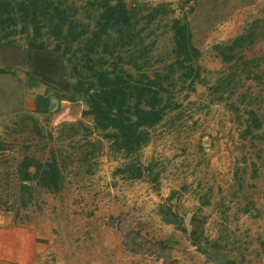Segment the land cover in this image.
<instances>
[{
  "label": "rangeland",
  "instance_id": "obj_1",
  "mask_svg": "<svg viewBox=\"0 0 264 264\" xmlns=\"http://www.w3.org/2000/svg\"><path fill=\"white\" fill-rule=\"evenodd\" d=\"M99 1L38 0L84 32L71 44L53 35L52 15L39 16L38 32L32 20L19 21L0 42V216L16 223L44 211L80 216L96 232L82 251L102 263L216 264L221 255L222 264H264V0H125L133 42L123 46L112 30L88 63ZM176 20L188 24L201 51L194 81L174 65ZM238 38L226 62L224 47ZM90 64L118 65L167 89L170 108L130 156L83 114ZM250 110L262 126L245 136ZM53 153L63 166L61 191L20 178L26 156L45 162ZM130 161L148 167L145 178L117 171Z\"/></svg>",
  "mask_w": 264,
  "mask_h": 264
},
{
  "label": "trees",
  "instance_id": "obj_2",
  "mask_svg": "<svg viewBox=\"0 0 264 264\" xmlns=\"http://www.w3.org/2000/svg\"><path fill=\"white\" fill-rule=\"evenodd\" d=\"M98 3L102 5L103 10L97 22V29L94 30L90 39L87 54H85L88 63L93 62L89 53L95 52L96 47L107 44L103 41V37H111L110 32L112 30L121 35L119 38L123 46L133 42L130 37L134 30L132 17L125 0H118L115 4H112L110 0H103ZM47 9L49 7H41L38 0H0V42L16 33L15 27L19 21L26 24L27 21L32 20L35 23V30L38 32L40 30V26H37L39 16L48 17L52 15ZM53 13L49 25L54 28L52 32L54 36L58 39L63 38L68 44L80 39L84 32L76 33L73 26L67 25V18L59 12L58 7L53 8ZM65 26L68 29L67 33L63 34ZM174 31L175 54L177 56L174 65L177 63L181 68L189 69L184 77L194 81L199 77V72L196 73L193 63L201 51L194 46L187 23L176 20ZM127 36L130 38L129 40H125ZM241 41L242 39L238 38L228 47H224V50L228 49L230 53L224 58L226 62L232 61L235 56L232 53ZM37 47L39 48V46ZM60 47L59 45L57 48ZM222 47L216 46L218 50L223 49ZM106 48H109L108 45ZM238 59L243 61L244 57L240 55ZM244 61L245 63L248 62L247 60ZM117 66L115 65L116 69L109 70L103 67L97 68L96 65L90 64L92 80L89 88L85 90L88 95L89 109L83 114L93 116L95 128L106 132L105 138L112 141V146L115 149L123 152L126 156H130L141 150L149 142L150 129L163 120L171 105L162 94L167 89L159 84L156 79L149 76H145L147 80L134 79L126 70L117 69ZM232 75L230 74L228 78H231ZM82 85L83 83L79 82L77 89L82 91ZM71 99H74V95ZM248 113L249 117L246 120L243 134L245 136L253 134L255 129L262 126V119L255 110H250ZM92 146L94 149L90 154L96 152L99 144L92 143ZM31 167H35V172H31ZM22 168L20 178L26 182L37 180L40 186L45 187L50 192H59L63 188V166L54 153L45 162L26 156L22 162ZM147 169L148 167L145 168L141 163L130 161L124 167L118 168L117 171L127 174L133 179H143ZM172 214L175 215V213ZM176 220L170 221L176 222Z\"/></svg>",
  "mask_w": 264,
  "mask_h": 264
},
{
  "label": "crops",
  "instance_id": "obj_3",
  "mask_svg": "<svg viewBox=\"0 0 264 264\" xmlns=\"http://www.w3.org/2000/svg\"><path fill=\"white\" fill-rule=\"evenodd\" d=\"M12 217L0 216V264H133L117 259L102 263L94 253L82 251L96 232L81 224L80 216L44 211L17 223ZM81 217L89 223L88 216Z\"/></svg>",
  "mask_w": 264,
  "mask_h": 264
},
{
  "label": "water",
  "instance_id": "obj_4",
  "mask_svg": "<svg viewBox=\"0 0 264 264\" xmlns=\"http://www.w3.org/2000/svg\"><path fill=\"white\" fill-rule=\"evenodd\" d=\"M57 98H52V101H56ZM214 261L216 264H222L223 262L226 261V257H222L221 255H217L216 258H214Z\"/></svg>",
  "mask_w": 264,
  "mask_h": 264
},
{
  "label": "built area",
  "instance_id": "obj_5",
  "mask_svg": "<svg viewBox=\"0 0 264 264\" xmlns=\"http://www.w3.org/2000/svg\"><path fill=\"white\" fill-rule=\"evenodd\" d=\"M8 264H19V263H8Z\"/></svg>",
  "mask_w": 264,
  "mask_h": 264
}]
</instances>
